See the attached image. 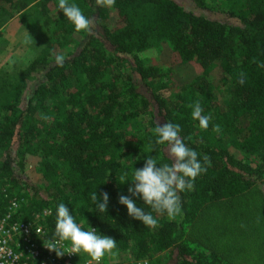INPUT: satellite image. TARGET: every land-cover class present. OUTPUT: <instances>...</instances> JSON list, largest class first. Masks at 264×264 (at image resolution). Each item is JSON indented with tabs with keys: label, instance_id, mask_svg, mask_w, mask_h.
I'll use <instances>...</instances> for the list:
<instances>
[{
	"label": "trees",
	"instance_id": "1",
	"mask_svg": "<svg viewBox=\"0 0 264 264\" xmlns=\"http://www.w3.org/2000/svg\"><path fill=\"white\" fill-rule=\"evenodd\" d=\"M33 1L0 0L18 10ZM68 2L86 8L95 27L91 34L76 32L56 3L58 45L78 36L62 52L63 66L40 54L16 78H0V210L11 196L24 201L20 218L46 209L42 223L55 237L56 208L64 203L77 224L113 238L115 252L136 259L163 254L155 264H232L183 234L205 205L253 186L264 190V0H115L111 8ZM160 45L170 52L166 66L143 56ZM188 63L202 75L227 76L221 103L196 80L165 95L175 66ZM197 101L211 117L207 130L192 118ZM166 122L179 124L186 146L201 163L210 156L211 166L193 190L180 193L182 214L153 212L159 226L151 229L118 200L131 196L134 170L148 156L157 166L171 163L161 150L167 146L155 145L154 128ZM27 156L37 158L40 184L23 173ZM94 192L108 194L105 213L95 208Z\"/></svg>",
	"mask_w": 264,
	"mask_h": 264
},
{
	"label": "rangeland",
	"instance_id": "2",
	"mask_svg": "<svg viewBox=\"0 0 264 264\" xmlns=\"http://www.w3.org/2000/svg\"><path fill=\"white\" fill-rule=\"evenodd\" d=\"M57 2L59 0H35L19 11L16 5L0 2V78L12 80L36 56L44 54L55 58L73 46L78 38L73 34L67 47L62 48L57 43L59 38L52 15L57 11ZM81 10L87 17L86 8ZM143 56L159 66H166L170 52L165 45H160ZM190 81L210 89L218 103L226 96L229 84L227 76L216 70L202 75L196 64H180L175 66L165 95L171 97L173 90L184 88ZM36 160L35 156H27L22 170L31 182L40 184ZM183 239L198 248L216 252L232 264H264V190L253 186L231 199L205 205L187 225ZM113 252L115 255H105V263L143 264L144 261L155 264L163 262L164 258L163 254H157L136 259L130 252Z\"/></svg>",
	"mask_w": 264,
	"mask_h": 264
},
{
	"label": "clouds",
	"instance_id": "3",
	"mask_svg": "<svg viewBox=\"0 0 264 264\" xmlns=\"http://www.w3.org/2000/svg\"><path fill=\"white\" fill-rule=\"evenodd\" d=\"M97 6L111 8L115 0H95ZM58 11L74 26L76 32L92 33L95 27L94 20L86 17L81 8L76 4H69L68 0H59ZM65 57L63 55L55 56V63L63 66ZM239 83L243 84L241 79ZM192 107V118L198 120L199 127L207 130L211 117L202 115L203 109L199 102H195ZM214 132L221 131L219 125H214ZM181 127L179 124L166 122L163 125L156 124L154 133L157 137L155 145L167 146L161 150L166 153L170 164L165 163L157 166V161L148 156L144 166L134 170L133 186L128 188L131 196L121 195L118 202L127 208V214L143 223L145 227L156 229L157 219L152 215L153 212L158 215L166 214L174 218L182 214L180 193L191 191L194 188L193 181L202 173L207 172L211 166V158L207 154L203 155V163L198 158L200 156L195 150L186 146L180 136ZM139 197L143 200L151 211L146 212L144 208L137 207L136 202L131 197ZM95 208L102 213L107 211L109 196L101 193L98 197L96 192L91 196ZM54 236L59 241L70 243V253L79 254L81 252L90 256L95 264H100L105 255H115L113 250L116 248V241L107 236L97 234L93 228L91 230H82L75 218L70 213L69 208L60 203L56 208V222ZM49 250L55 251L58 256L63 252L56 251L52 246Z\"/></svg>",
	"mask_w": 264,
	"mask_h": 264
},
{
	"label": "built area",
	"instance_id": "4",
	"mask_svg": "<svg viewBox=\"0 0 264 264\" xmlns=\"http://www.w3.org/2000/svg\"><path fill=\"white\" fill-rule=\"evenodd\" d=\"M7 198L4 209L0 210V264H95L83 252L71 254L69 242L47 235L42 223L48 213L46 209L32 212L28 219H23L19 217L23 199L16 196ZM80 227L86 231L92 228ZM52 246L64 254L58 256L49 250ZM142 263L145 264L144 261ZM100 264L115 263H105L102 259Z\"/></svg>",
	"mask_w": 264,
	"mask_h": 264
},
{
	"label": "crops",
	"instance_id": "5",
	"mask_svg": "<svg viewBox=\"0 0 264 264\" xmlns=\"http://www.w3.org/2000/svg\"><path fill=\"white\" fill-rule=\"evenodd\" d=\"M29 4H30V3H29ZM19 10H20V9H19ZM19 10H18V11H19Z\"/></svg>",
	"mask_w": 264,
	"mask_h": 264
}]
</instances>
